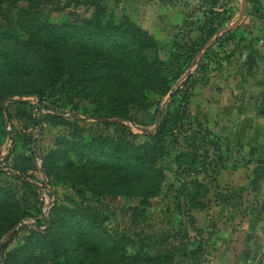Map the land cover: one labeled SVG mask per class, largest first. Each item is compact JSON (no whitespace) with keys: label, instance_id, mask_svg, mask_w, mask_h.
<instances>
[{"label":"trees","instance_id":"16d2710c","mask_svg":"<svg viewBox=\"0 0 264 264\" xmlns=\"http://www.w3.org/2000/svg\"><path fill=\"white\" fill-rule=\"evenodd\" d=\"M105 1L57 0L54 4L52 0H0V16L16 24L22 34L0 33L1 112L7 100L41 96L46 87L61 78H66L65 82L81 98L90 100L95 96L98 117L125 120L131 106L148 102L149 93L157 90L166 96L172 92L175 80L169 79V66L160 59L157 39L128 18L107 21ZM249 1L262 15V4ZM54 12H66L67 20L52 21L50 14ZM228 15L206 13L198 27L201 42L190 47L186 43L177 45V59L184 60L188 69L199 55L198 69L205 68L202 61L206 58L213 62L216 46H222L223 35H217L230 19ZM225 34L230 38L228 43L233 37L229 32ZM197 83L190 75L182 88L172 92V102L181 97L179 109L177 113L157 112L160 126L150 141L140 145L128 141L135 135L124 126L126 131L113 138L59 139L57 149L45 157V172L58 182L66 178L65 183L84 200L86 191L96 196L149 199L163 189L159 163L168 154L165 138L170 135L178 150L175 179L180 187L176 208L181 216L186 202L192 209H203L204 203L200 202L209 196L210 187L198 178L213 174L212 181L216 182L226 159L222 139L198 116L190 114ZM73 205L75 209L55 207L46 229L32 230L26 243L0 263L13 264L17 260L40 264L50 259L56 264H60L59 260L63 264H126L128 260L138 264L147 249L144 245L140 248L126 235L111 234L96 211ZM128 248L135 250L130 253ZM35 250L40 253L35 255ZM189 258L194 262L193 252H189Z\"/></svg>","mask_w":264,"mask_h":264},{"label":"rangeland","instance_id":"374dc122","mask_svg":"<svg viewBox=\"0 0 264 264\" xmlns=\"http://www.w3.org/2000/svg\"><path fill=\"white\" fill-rule=\"evenodd\" d=\"M52 1L54 4L57 2ZM173 1L106 0L104 5L107 21L128 18L150 34L156 31L164 34L159 35L161 39L157 40L160 59L169 66L167 74L169 79L175 80L171 84L172 92H175L183 87L190 75L192 79L195 77L197 81L201 79L209 84L208 78L216 71L221 75L225 71V61L238 53L228 48L230 44L226 41L230 38L224 34L220 39L222 46H216L217 56L211 60L213 62L209 58L204 59L202 64L205 68L201 67L199 71V55L188 69L184 60L177 59L176 46L186 43L190 47L201 42L198 27L202 26L206 13L216 12L225 16L234 8L226 0H196L195 3L183 0L180 4ZM242 6L238 3L232 13L238 16ZM169 8L185 14L184 21L170 38L163 25L165 13L161 12ZM262 9L263 16L264 7ZM50 17L52 21L64 22L68 15L66 12H54ZM6 32L22 37L16 24L0 16V33ZM65 79L61 78L51 87H46L41 96H16L2 105L0 158L4 155L9 170L0 169L1 262L26 243L32 230L46 229L55 207L75 209V203L96 211L111 234L126 235L133 245L140 248L144 245L147 249L138 264H264V229H257V221L260 220L256 212L258 208L253 202L243 206L239 200L227 198L224 187L221 190L222 186L217 183L218 179L213 183V174L198 178L211 189L209 196L200 202L204 203V208L192 209L186 202L183 216L179 214L176 194L180 184L175 179L179 167L175 161L178 150L170 135L165 138L168 154L159 163L164 175L163 189L155 197L96 196L86 191L84 200L71 189L70 184L65 183L66 178L58 182L55 177H49L45 172V157L57 149L59 139L69 140L73 136L87 140L94 137L113 138L126 131L124 126L135 135V139L127 138L128 141L140 145L150 141V136L158 130L160 116L157 112L177 113L181 104V97L172 102V92L165 96L155 90L148 94L146 104L131 106L125 120L98 117L99 108L93 103L95 96H90L91 102L81 98ZM207 83L201 85L205 87ZM15 101H26V104L19 105ZM195 107L191 99L190 114L197 118L199 113ZM36 122L40 125H35ZM180 141L183 143L182 138ZM249 211L251 215H256L251 227L242 218ZM134 250L128 248L130 253ZM189 252L194 253V262L189 258ZM34 253L38 255L40 251L35 250ZM16 262L12 263L23 264ZM58 263L63 264L62 260ZM40 264L56 262L47 259ZM126 264H130V260Z\"/></svg>","mask_w":264,"mask_h":264},{"label":"crops","instance_id":"0c3cea01","mask_svg":"<svg viewBox=\"0 0 264 264\" xmlns=\"http://www.w3.org/2000/svg\"><path fill=\"white\" fill-rule=\"evenodd\" d=\"M258 1L264 7V0ZM226 3L233 6V11L238 3L243 6L238 16L233 11L229 13L230 19L217 36L231 33L228 48L238 54L225 61L221 75L216 71L208 78L209 84L200 79L192 100L199 119L223 142L226 163L217 183L221 190L224 187L227 198L233 197L231 201L239 200L243 206L253 202L260 215L257 229H264V16L254 10L249 0H226ZM172 9L161 11L165 13L163 25L169 38L185 19L184 13ZM151 34L157 40L161 39L159 35L164 36L160 31ZM206 83L205 87L201 85ZM251 213L242 217L250 227L256 216Z\"/></svg>","mask_w":264,"mask_h":264},{"label":"built area","instance_id":"2783aa9c","mask_svg":"<svg viewBox=\"0 0 264 264\" xmlns=\"http://www.w3.org/2000/svg\"><path fill=\"white\" fill-rule=\"evenodd\" d=\"M7 161H6V158L4 157V155H3V157H1L0 158V169H2V170H4V171H8L9 169H8V165H7V163H6ZM51 199H53L52 197H51ZM50 202V201H49ZM52 202H53V200H52ZM53 205V203H51V206ZM51 206H49V210L51 209Z\"/></svg>","mask_w":264,"mask_h":264}]
</instances>
